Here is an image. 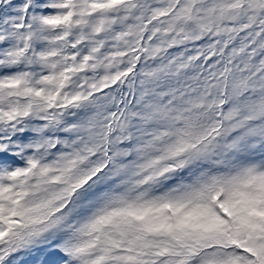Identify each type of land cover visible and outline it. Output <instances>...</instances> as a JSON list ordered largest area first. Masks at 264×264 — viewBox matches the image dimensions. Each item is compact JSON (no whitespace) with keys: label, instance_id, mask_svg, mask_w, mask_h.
Masks as SVG:
<instances>
[{"label":"snow or ice","instance_id":"1","mask_svg":"<svg viewBox=\"0 0 264 264\" xmlns=\"http://www.w3.org/2000/svg\"><path fill=\"white\" fill-rule=\"evenodd\" d=\"M0 264H264V0H0Z\"/></svg>","mask_w":264,"mask_h":264}]
</instances>
